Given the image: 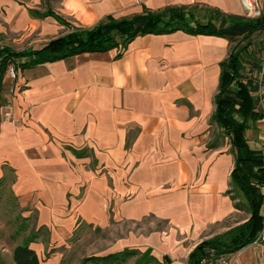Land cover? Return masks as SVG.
Wrapping results in <instances>:
<instances>
[{
	"label": "crops",
	"instance_id": "0c3cea01",
	"mask_svg": "<svg viewBox=\"0 0 264 264\" xmlns=\"http://www.w3.org/2000/svg\"><path fill=\"white\" fill-rule=\"evenodd\" d=\"M254 2L264 14V0ZM192 5L245 15L241 0H57L52 9L88 28L107 14ZM29 8L38 9L0 0V34L33 33L23 48L38 49L62 25L50 16L32 17ZM229 47L223 36L175 30L137 35L122 50L16 67L14 78L6 70L0 181L21 216L33 214L35 231L44 230L48 244L80 223L101 231L131 224L104 254L148 251L158 264H185L202 239L243 221L227 193L230 144L210 122ZM245 138L257 150L258 119ZM260 191L264 196V185ZM32 244L42 251L41 241ZM220 257V264H264V241Z\"/></svg>",
	"mask_w": 264,
	"mask_h": 264
},
{
	"label": "trees",
	"instance_id": "16d2710c",
	"mask_svg": "<svg viewBox=\"0 0 264 264\" xmlns=\"http://www.w3.org/2000/svg\"><path fill=\"white\" fill-rule=\"evenodd\" d=\"M43 1L44 8H29L30 15L35 18L50 16L58 24L72 30L48 40L38 49L26 47L16 50L1 45L0 89L9 65L22 69L83 52H103L116 47L122 50L137 35L181 30L189 34L219 35L228 40L229 52L220 63L210 122L220 129V138H226L230 144L234 160L229 173L230 189L227 193L232 188L240 192L245 205L237 201L233 205L237 210H245L247 217L225 231L198 242L188 252L185 264H202L204 259L212 262L253 242L263 226V211L260 207L264 203V196L260 189L264 185V153L247 146L245 130L264 114L258 107V99L252 95V91L256 89L255 74L260 65L263 44L252 52L250 50L247 53L246 50L251 46L252 36L264 33V14L247 17L199 6L205 11V14L199 16L193 10L198 9L197 5L164 6L158 10L143 9L140 13L119 18L107 14L91 27L82 28L72 25L57 14L49 5L50 0ZM214 145L211 142L208 147ZM75 153L78 154L76 151ZM230 198L235 199L232 195ZM33 237L30 236L23 244L14 248L13 258L17 264H38L35 253L28 246L29 242L34 241ZM136 254L145 255V260H138L135 264L155 262L148 251L124 248L104 255L83 257L79 264L119 263Z\"/></svg>",
	"mask_w": 264,
	"mask_h": 264
},
{
	"label": "rangeland",
	"instance_id": "374dc122",
	"mask_svg": "<svg viewBox=\"0 0 264 264\" xmlns=\"http://www.w3.org/2000/svg\"><path fill=\"white\" fill-rule=\"evenodd\" d=\"M15 1L30 7H37L38 9L44 8L43 0H39L37 4H32L29 0ZM49 3V5L53 8V6L57 4V0H50ZM193 10L199 16L205 14V11H203L200 7ZM71 30L72 29L70 27L62 25V29L58 32V34H48L44 39H49V37L56 35L62 36L71 32ZM22 35H24V32H6L5 34H0V46L6 45L13 49H21L27 46V44L35 37V34L33 33L25 37ZM251 40L252 43L250 48L246 50L247 53L250 50L252 52V50H255L259 45L264 44V33H260L254 37L252 36ZM258 107L264 111V101L258 102ZM231 191L233 196L236 198V201L245 205V200L240 192L235 188H232ZM239 217L243 219V221L245 220L247 217L245 210L240 211ZM131 227L132 225L127 223L117 225L113 223L110 224L108 228L101 231L99 228H91L87 224L80 223L71 232L70 236L60 241H54L48 244L47 233L44 230L35 231L33 214H30L26 218L22 217L21 210L11 196L7 188V184L0 181V264H17L13 258V250L16 246L23 244L24 241L30 238V236L33 237L32 234H35L33 237L35 242L41 241L43 243L42 251L37 250L35 245L32 244L34 241H31L28 244V246L35 253L38 264H79L83 257L90 255H103L108 251L111 243L114 242L115 235L119 234V231L120 233H124ZM138 260H145V255L136 254L125 258L119 263L112 264H135ZM84 264L93 263L85 262ZM149 264L158 263L151 262ZM212 264L220 263L216 259L213 260Z\"/></svg>",
	"mask_w": 264,
	"mask_h": 264
},
{
	"label": "built area",
	"instance_id": "2783aa9c",
	"mask_svg": "<svg viewBox=\"0 0 264 264\" xmlns=\"http://www.w3.org/2000/svg\"><path fill=\"white\" fill-rule=\"evenodd\" d=\"M241 2L245 10V16L255 17L261 13L260 10L255 6L254 0H241ZM7 74L9 75V77L14 78L16 75V69L12 65H9L7 67ZM255 82H256V89L252 91V95L258 99V102H262L264 101V44H263L262 55L260 58V65L255 74ZM258 128L262 138L257 144V150L264 153V114L261 118L258 119ZM262 224H263L262 229L253 242L264 241V209H263ZM201 262L202 264H212L213 261L212 262L206 261L204 259Z\"/></svg>",
	"mask_w": 264,
	"mask_h": 264
}]
</instances>
